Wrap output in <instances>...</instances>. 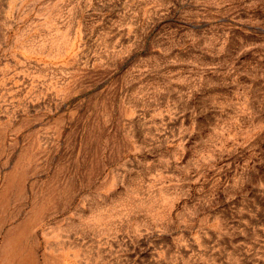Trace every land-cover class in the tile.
I'll return each mask as SVG.
<instances>
[{"label":"rangeland","instance_id":"374dc122","mask_svg":"<svg viewBox=\"0 0 264 264\" xmlns=\"http://www.w3.org/2000/svg\"><path fill=\"white\" fill-rule=\"evenodd\" d=\"M0 264H264V0H0Z\"/></svg>","mask_w":264,"mask_h":264}]
</instances>
